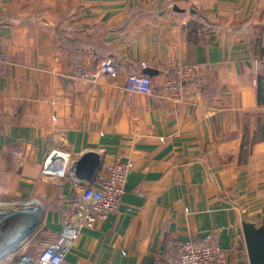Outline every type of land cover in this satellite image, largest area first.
Returning a JSON list of instances; mask_svg holds the SVG:
<instances>
[{
    "label": "crops",
    "instance_id": "1",
    "mask_svg": "<svg viewBox=\"0 0 264 264\" xmlns=\"http://www.w3.org/2000/svg\"><path fill=\"white\" fill-rule=\"evenodd\" d=\"M107 56L118 71L96 73ZM172 57L209 62L211 82L169 98ZM142 62L158 72L152 94L125 89ZM88 150L96 176L120 156L133 167L120 211L82 230L63 264H167L209 232L228 264H249L241 215L264 210V0H0V207L42 209L27 233L6 220L0 264L60 234ZM52 151L63 176L42 171Z\"/></svg>",
    "mask_w": 264,
    "mask_h": 264
},
{
    "label": "built area",
    "instance_id": "2",
    "mask_svg": "<svg viewBox=\"0 0 264 264\" xmlns=\"http://www.w3.org/2000/svg\"><path fill=\"white\" fill-rule=\"evenodd\" d=\"M141 65L145 67L147 64L142 62ZM170 66L172 73L166 75L161 87L164 94L173 100H182L183 92L190 91L194 84L207 86L211 82L213 67L209 62H187L172 57ZM117 71L118 64L115 58L107 56L96 73L114 74ZM153 85L152 76L135 72L127 76L125 89L152 94ZM15 153L21 155L19 152ZM58 154L61 152L52 151L46 156L42 169L44 174L56 176L66 174V166L55 161ZM132 167L129 159L120 156L107 167L106 172L87 182L80 200L74 203L65 216L60 234L41 246L34 255H22L17 264H63L82 230L91 229L98 222L120 211ZM127 209L132 210L131 207ZM177 247V253L168 259L167 264H228L225 250L210 232L200 244L182 241Z\"/></svg>",
    "mask_w": 264,
    "mask_h": 264
},
{
    "label": "water",
    "instance_id": "3",
    "mask_svg": "<svg viewBox=\"0 0 264 264\" xmlns=\"http://www.w3.org/2000/svg\"><path fill=\"white\" fill-rule=\"evenodd\" d=\"M143 72L150 76L158 73L152 67H145ZM100 162V154L96 150H88L73 162L70 169L79 180L90 182L95 179ZM41 212V207L33 203L30 206H22L21 208L13 210L10 216L4 217L1 220L0 234L3 223L9 217L13 218L18 216L25 218L29 222L23 233L30 232L38 224ZM241 228L249 264H264V210L262 218L259 219L242 214Z\"/></svg>",
    "mask_w": 264,
    "mask_h": 264
},
{
    "label": "bare ground",
    "instance_id": "4",
    "mask_svg": "<svg viewBox=\"0 0 264 264\" xmlns=\"http://www.w3.org/2000/svg\"><path fill=\"white\" fill-rule=\"evenodd\" d=\"M21 207H22V206H19L18 208H21ZM18 208H16V209H18ZM12 212H13V210H12V211H4V210H0V222H1V220H2L4 217L10 216Z\"/></svg>",
    "mask_w": 264,
    "mask_h": 264
},
{
    "label": "rangeland",
    "instance_id": "5",
    "mask_svg": "<svg viewBox=\"0 0 264 264\" xmlns=\"http://www.w3.org/2000/svg\"><path fill=\"white\" fill-rule=\"evenodd\" d=\"M14 206H16V207H18V206H22V205H14ZM23 206H26L25 204H23ZM15 207V208H16ZM0 210H4V211H12V210H14V208L13 209H8V208H6V207H0ZM5 223V222H4ZM4 223H3V225L2 226H4ZM2 230V229H1Z\"/></svg>",
    "mask_w": 264,
    "mask_h": 264
},
{
    "label": "trees",
    "instance_id": "6",
    "mask_svg": "<svg viewBox=\"0 0 264 264\" xmlns=\"http://www.w3.org/2000/svg\"><path fill=\"white\" fill-rule=\"evenodd\" d=\"M193 86H198V85H195V84H194ZM199 87H205V86H199Z\"/></svg>",
    "mask_w": 264,
    "mask_h": 264
}]
</instances>
